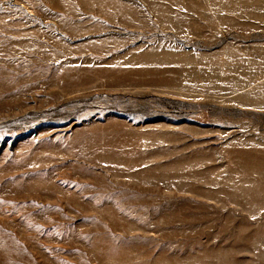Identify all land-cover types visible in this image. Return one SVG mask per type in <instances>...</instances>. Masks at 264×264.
<instances>
[{"label":"rangeland","instance_id":"obj_1","mask_svg":"<svg viewBox=\"0 0 264 264\" xmlns=\"http://www.w3.org/2000/svg\"><path fill=\"white\" fill-rule=\"evenodd\" d=\"M0 264H264V0H0Z\"/></svg>","mask_w":264,"mask_h":264}]
</instances>
